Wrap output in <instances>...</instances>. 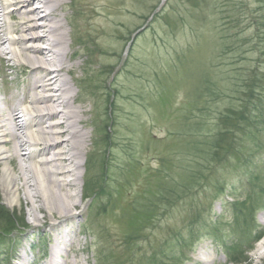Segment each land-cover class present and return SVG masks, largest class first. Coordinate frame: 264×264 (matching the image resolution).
<instances>
[{
    "label": "rangeland",
    "instance_id": "1",
    "mask_svg": "<svg viewBox=\"0 0 264 264\" xmlns=\"http://www.w3.org/2000/svg\"><path fill=\"white\" fill-rule=\"evenodd\" d=\"M213 1L229 13L215 10L198 21L193 12L203 11L188 0H97L98 23L105 31L101 46L115 52L122 69L114 77L109 75L110 81L114 78V91L108 108L91 94L86 98L90 125L85 161L79 169L82 176L70 188L78 206L64 218L35 211L36 216L45 218L34 221L31 207L23 200L10 207L0 187L2 203L21 214L25 223L23 228L0 236V260L9 256V264H47L51 257L58 264H70L71 260L76 264H225V246L245 248L257 230L264 231V55L255 34L264 21V0ZM12 2L2 0L8 5ZM155 6L154 18L144 19ZM13 8L8 6V12ZM177 12L183 15L178 26L173 23ZM224 15L233 18L232 28L226 26ZM5 20L14 25L19 19L6 15ZM138 26L136 34H130ZM239 40L243 43L237 45L236 52H223L226 45L235 48ZM179 54L209 69L219 80L225 77L239 83L246 77L258 79L247 112L251 124L237 134V159L227 153L210 171L206 184L191 192L190 199L160 207L152 219L141 221L135 218L134 209L147 202L158 178L177 176L170 171L172 162L165 161L173 159L175 164L177 117L187 106L189 79L194 81L192 74H196L190 64L185 68L187 79H183L184 67L177 73ZM10 63L14 69L0 59V97L17 98L26 89L27 73L20 71L19 62ZM106 117L104 137V130H97L96 125ZM98 174L108 186L111 203L105 202L107 196H101L102 204L99 198H82L84 179ZM219 188L223 191L218 192ZM189 201L191 210L186 206ZM104 204V208L97 207ZM237 209L242 212L241 222L236 224L233 211ZM195 215L199 218L192 236L188 230ZM64 231L70 232L72 241L63 244L67 253L57 257L52 255L54 235ZM177 234L185 241H179ZM257 242L245 253V260L235 264H264V253L254 257Z\"/></svg>",
    "mask_w": 264,
    "mask_h": 264
},
{
    "label": "bare ground",
    "instance_id": "2",
    "mask_svg": "<svg viewBox=\"0 0 264 264\" xmlns=\"http://www.w3.org/2000/svg\"><path fill=\"white\" fill-rule=\"evenodd\" d=\"M8 6H14L10 13ZM6 15L19 20L9 24ZM99 16L97 0H0V59L13 69L10 61L19 62L27 73L21 96L0 97V187L10 207L20 200L30 206L34 221L45 218L35 211L64 218L78 206L70 188L82 176L89 138L84 106L91 94L108 108L114 91L109 75L122 69L115 52L101 46ZM98 124L104 130L107 117ZM72 237L56 233L52 255L68 251L63 244ZM253 252L263 255L264 237ZM47 264L58 261L51 257Z\"/></svg>",
    "mask_w": 264,
    "mask_h": 264
},
{
    "label": "trees",
    "instance_id": "3",
    "mask_svg": "<svg viewBox=\"0 0 264 264\" xmlns=\"http://www.w3.org/2000/svg\"><path fill=\"white\" fill-rule=\"evenodd\" d=\"M192 1L195 7H200V11H194V18L200 20L205 15L214 13L215 10L227 12L226 9L222 10L220 7L222 4L213 0H188ZM212 10V12H206V9ZM152 7L144 17L147 19L149 16L154 18V9ZM162 10V9H161ZM190 15H192L190 13ZM225 24L228 28H232V19L229 16H222ZM183 21V15L177 12V21L173 23L177 26ZM260 26L255 29V34L261 41V49L264 55V21H261ZM140 28L136 27L130 34H133L135 30ZM130 40V38H129ZM236 47L233 48L230 45H226V50L237 49L238 44H242L243 41H237ZM258 49H260L258 47ZM236 52V51H234ZM260 53V52H259ZM191 65L195 69L196 74H192L194 81L191 79L189 85L191 88L188 92V100H186L187 106L179 112L177 117V157H175V164L173 165V159H166L165 162H172L171 170L175 171L177 177H160L158 183L149 190V197L147 202L141 203L138 208H135V218H139L141 221L152 219L154 213L160 209V207L174 206L176 203H182L183 199L187 197L190 199L191 192L196 188L202 186L209 180L210 171L214 166L222 161L227 153H231L233 157L238 158L237 153L234 155L237 134H241L244 130L250 127L251 119H248L247 112L251 106L250 98L251 93L255 91L258 79L249 77L240 79L239 83L235 81L221 79L213 75L209 69L200 68V64L193 62L192 60H185L183 54L177 56V73L184 67L183 79H187L185 76L187 72L185 68ZM196 64V67H194ZM182 75V72H180ZM242 81V82H241ZM220 84V86H219ZM264 88V87H263ZM246 124V125H245ZM106 127V126H105ZM252 129L250 130V132ZM106 136V135H104ZM256 138V137H255ZM257 145V144H256ZM238 147V146H237ZM167 164V163H166ZM175 170H174V169ZM252 176V175H251ZM103 177V176H102ZM101 175L88 176L84 179L83 184V199H95L99 198V204H102L101 196H107L105 202L111 203L109 200V191L106 185L103 183ZM252 179L258 180V177ZM204 184V185H205ZM203 185V186H204ZM257 186V185H256ZM223 189L219 188L218 192H222ZM262 191V190H261ZM145 201V200H144ZM243 204V203H242ZM238 205V203H237ZM187 210L192 209V202H186ZM98 208H104V206H98ZM235 207L237 208L236 204ZM252 208H250L251 210ZM241 209L233 211L234 223L241 222ZM198 216H194L189 223L188 234L194 235L195 231L192 228L197 222ZM24 218L17 211H10L3 203L0 197V236L4 237L12 233V231L24 227ZM258 232V230H257ZM254 235L251 241H248V246H238L240 249H229L225 246L227 262L228 263H240L245 260V253L252 249L253 244L262 236L263 232H258ZM127 235L126 239H128ZM179 241L184 240L182 235L177 234ZM234 245V246H237ZM244 248V249H243ZM6 256V255H5ZM9 256L0 260V264H9Z\"/></svg>",
    "mask_w": 264,
    "mask_h": 264
}]
</instances>
